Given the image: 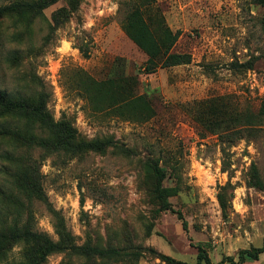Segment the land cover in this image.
Returning a JSON list of instances; mask_svg holds the SVG:
<instances>
[{"label":"rangeland","instance_id":"1","mask_svg":"<svg viewBox=\"0 0 264 264\" xmlns=\"http://www.w3.org/2000/svg\"><path fill=\"white\" fill-rule=\"evenodd\" d=\"M12 1L0 0V6ZM134 3L59 0L35 19L23 44L9 38L12 21H0V89L28 93L19 79L32 76L31 90L44 86L56 120L70 119L80 138L113 139L103 151L74 158L55 154L41 161L39 149L15 151L0 137V225L18 214L24 222L29 209L33 229L57 240L58 213L79 245L154 248L191 263H196L200 248L215 264L226 256L238 259L241 249L264 244V190L251 181L255 164L264 182V125L244 131L241 138H221L197 122L196 111L202 101L218 96L230 97L239 110L258 112L264 104V7L253 0H155L152 13L180 31L172 51L190 53L192 59L146 73L147 55L124 30ZM60 9L68 17L57 26L54 13ZM17 49L24 58L11 66L8 58ZM235 62H252L253 67L237 69ZM81 70L100 81L137 76V92L150 97L155 116L138 122L93 110L66 82L77 79ZM7 151L31 155L39 163L44 200L22 195L23 205L8 203L6 193L16 190L6 179ZM224 158L230 163L226 171ZM151 159L166 168L165 186L176 185L170 166L179 161L184 189L169 197L171 209L159 203ZM228 182L234 196L224 216L218 193ZM22 247L14 245L1 264L22 261ZM145 253L139 260L89 263L62 252L51 254L44 264H168ZM245 264H264V254Z\"/></svg>","mask_w":264,"mask_h":264},{"label":"trees","instance_id":"2","mask_svg":"<svg viewBox=\"0 0 264 264\" xmlns=\"http://www.w3.org/2000/svg\"><path fill=\"white\" fill-rule=\"evenodd\" d=\"M59 0H14L9 4L0 6V21L11 20L13 31L9 38L11 42L23 44L31 36V30L35 19L43 14V11L57 3ZM254 3L264 7V0H253ZM155 0H135L133 8L124 19V30L127 36L147 55L143 66L146 73L156 72L158 68L172 67L191 62L190 53L172 51L180 31L172 30L165 22L162 15L152 13V5ZM55 25H60L68 17L63 9L55 13ZM264 30V16L262 19ZM24 58L22 52L17 49L9 56L11 66H17ZM235 68H252V62L233 63ZM25 75L19 79L22 87L28 92L25 94H12L0 89V137L7 139L13 149H39L41 161L52 155L74 158L83 156L88 151H103L113 144L112 137L87 140L80 138L72 121L67 118L56 120L48 107L49 93L44 86L39 90H31L34 77ZM77 79L74 77L66 82L69 88L78 90L88 100L95 111L107 110L114 115L126 120L144 122L155 116L156 111L147 94H139L137 76H113L105 80H96L85 71H77ZM196 119L205 130L218 134L221 138H237L246 130L250 132L258 126L264 125V104L258 112L239 110L234 106L228 96H218L198 104ZM251 133V132H250ZM223 153H226L223 149ZM4 158L9 164L6 170L7 180L16 190H9L7 201L9 204H21L20 197L24 195L28 199H45L40 165L30 156L15 155L13 151L4 153ZM179 161L171 164L172 172L176 175L177 183L174 186H165L166 168L160 165L159 160L151 159L148 163L150 175L154 178L155 193L162 209H171L169 197L177 195L182 189V177L178 173ZM223 170L230 167L229 161L223 159ZM251 181L255 187L264 190V182L260 177L258 167H251ZM229 189L231 190L229 193ZM234 186L228 182L220 187L218 200L224 216H227L228 208L232 206ZM55 224L58 239L54 240L49 235L35 231L31 225V211L28 209L24 222L18 217L11 223L2 222L0 227V264L6 259L7 253L18 243H22L24 259L20 262L8 264H44L53 253H71L90 262L98 259L123 260L133 257L139 260L149 252L161 258L168 264H215L209 258L207 251L200 248L196 263L176 259L154 248L133 247H102L98 244L76 243L75 236L68 230L63 219L58 216ZM180 218H183L179 213ZM264 254V244L251 248L241 249L238 259L226 256L216 264H245L249 260H258ZM82 263V264H89Z\"/></svg>","mask_w":264,"mask_h":264}]
</instances>
